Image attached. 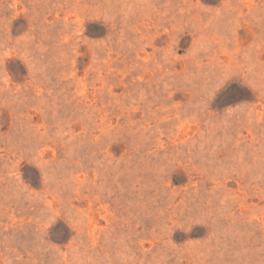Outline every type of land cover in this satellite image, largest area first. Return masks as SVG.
<instances>
[{"label":"rangeland","instance_id":"obj_1","mask_svg":"<svg viewBox=\"0 0 264 264\" xmlns=\"http://www.w3.org/2000/svg\"><path fill=\"white\" fill-rule=\"evenodd\" d=\"M0 264H264V0H0Z\"/></svg>","mask_w":264,"mask_h":264}]
</instances>
